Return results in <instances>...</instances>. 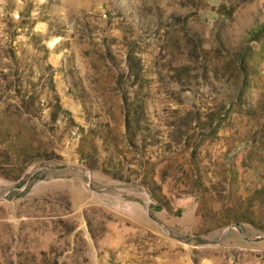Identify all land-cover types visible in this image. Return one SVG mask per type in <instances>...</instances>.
I'll list each match as a JSON object with an SVG mask.
<instances>
[{"label": "rangeland", "instance_id": "1", "mask_svg": "<svg viewBox=\"0 0 264 264\" xmlns=\"http://www.w3.org/2000/svg\"><path fill=\"white\" fill-rule=\"evenodd\" d=\"M0 264H264V0H0Z\"/></svg>", "mask_w": 264, "mask_h": 264}]
</instances>
